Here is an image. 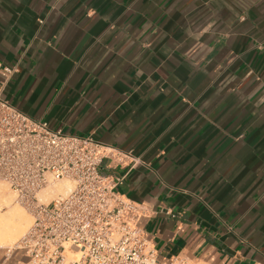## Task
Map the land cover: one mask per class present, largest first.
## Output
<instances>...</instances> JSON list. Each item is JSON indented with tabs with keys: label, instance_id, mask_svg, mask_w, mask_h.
<instances>
[{
	"label": "crops",
	"instance_id": "0c3cea01",
	"mask_svg": "<svg viewBox=\"0 0 264 264\" xmlns=\"http://www.w3.org/2000/svg\"><path fill=\"white\" fill-rule=\"evenodd\" d=\"M0 65L4 100L112 152L160 259L264 264V0H0Z\"/></svg>",
	"mask_w": 264,
	"mask_h": 264
},
{
	"label": "built area",
	"instance_id": "2783aa9c",
	"mask_svg": "<svg viewBox=\"0 0 264 264\" xmlns=\"http://www.w3.org/2000/svg\"><path fill=\"white\" fill-rule=\"evenodd\" d=\"M11 72L0 65L1 76ZM104 149L90 135L52 130L0 94V184L32 217L12 250L24 251L27 264H188L159 258L137 204L115 191L123 178L101 173L112 154ZM62 180L73 183L68 194L39 202L41 190Z\"/></svg>",
	"mask_w": 264,
	"mask_h": 264
},
{
	"label": "bare ground",
	"instance_id": "6f19581e",
	"mask_svg": "<svg viewBox=\"0 0 264 264\" xmlns=\"http://www.w3.org/2000/svg\"><path fill=\"white\" fill-rule=\"evenodd\" d=\"M72 183V182H71ZM53 189H48L38 193L37 198L39 202L48 203L52 199L61 195L68 194L73 188L69 183H64L62 186L54 185ZM13 195L8 192L5 184H0V206H9L13 202ZM17 203V202H16ZM18 204V203H17ZM20 205V204H19ZM0 208V212H1ZM31 220L29 219L23 208H18L17 205L11 206L8 212L0 213V237L4 240V245L13 246L17 242V235L25 231L30 225Z\"/></svg>",
	"mask_w": 264,
	"mask_h": 264
},
{
	"label": "rangeland",
	"instance_id": "374dc122",
	"mask_svg": "<svg viewBox=\"0 0 264 264\" xmlns=\"http://www.w3.org/2000/svg\"><path fill=\"white\" fill-rule=\"evenodd\" d=\"M69 183L71 186H72V183L70 182V181H67V180H62V181H59V182H57V183H55V184H53V185H51V186H48V187H46V188H44L43 190H41V191H45V190H48V189H53L52 187L54 186V185H57V186H62L64 183ZM2 185V184H1ZM4 185V184H3ZM6 187H7V189H8V192L11 194V195H13V202H12V204L11 205H9V206H6V205H2L3 207H1L0 206V208L2 209L1 210V212H8L9 210H10V207L12 206H15V205H17V207L20 209V208H23V210L26 212V214L28 215V217H29V219L31 220V222H32V217H31V215H30V213L23 207V206H21V205H19V204H17L16 202H15V195L13 194V192H11V190L8 188V186L7 185H5ZM40 191V192H41ZM59 195H61V194H59ZM66 195V194H65ZM65 195H61V196H65ZM0 212V213H1ZM31 224V223H30ZM30 226V225H29ZM28 226V227H29ZM28 229V228H27ZM26 229V230H27ZM26 230L25 231H23V232H21V233H19L18 235H17V241H18V239L26 232ZM4 240L0 237V247H3V248H6L7 250H12V248H13V246H14V244H13V246L11 245V246H6V245H4Z\"/></svg>",
	"mask_w": 264,
	"mask_h": 264
}]
</instances>
